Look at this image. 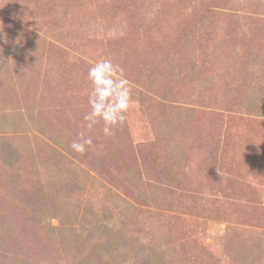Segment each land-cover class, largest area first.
Segmentation results:
<instances>
[{
    "label": "rangeland",
    "instance_id": "1",
    "mask_svg": "<svg viewBox=\"0 0 264 264\" xmlns=\"http://www.w3.org/2000/svg\"><path fill=\"white\" fill-rule=\"evenodd\" d=\"M102 58L112 135L84 120ZM101 244L264 264V0H0V264H121Z\"/></svg>",
    "mask_w": 264,
    "mask_h": 264
},
{
    "label": "clouds",
    "instance_id": "2",
    "mask_svg": "<svg viewBox=\"0 0 264 264\" xmlns=\"http://www.w3.org/2000/svg\"><path fill=\"white\" fill-rule=\"evenodd\" d=\"M88 80L92 91L88 103L90 111L84 116L88 130L103 121V133L112 135L113 130L126 121V113L130 106L131 89L124 78L123 69L112 60L102 58L88 69ZM86 145H92V138L86 137L84 132L79 139L74 140L70 147L77 153H84Z\"/></svg>",
    "mask_w": 264,
    "mask_h": 264
},
{
    "label": "trees",
    "instance_id": "3",
    "mask_svg": "<svg viewBox=\"0 0 264 264\" xmlns=\"http://www.w3.org/2000/svg\"><path fill=\"white\" fill-rule=\"evenodd\" d=\"M135 190L138 194H145L144 192V188L138 184V186L135 187ZM124 212L127 214L129 213V208L128 209H124ZM129 218V214L127 215V220ZM99 249V251L102 253V257H107V258H118L116 259L118 262H120L121 264H125L124 261V252H120L118 250V248H115L114 245L112 244H101L97 250ZM261 248L258 246L256 247V249H252L251 253L249 254V257L251 259L252 262H258L259 257H260V252H261ZM147 255H144L145 257V262L144 263H140V264H166L164 263V256L162 255L161 251L159 248H156L154 250H150L148 252L147 250ZM105 255V256H104ZM172 263V262H171ZM89 264V263H87ZM173 264V263H172Z\"/></svg>",
    "mask_w": 264,
    "mask_h": 264
}]
</instances>
